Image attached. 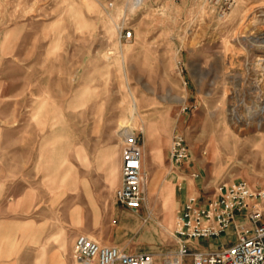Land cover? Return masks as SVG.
<instances>
[{
	"label": "rangeland",
	"instance_id": "rangeland-1",
	"mask_svg": "<svg viewBox=\"0 0 264 264\" xmlns=\"http://www.w3.org/2000/svg\"><path fill=\"white\" fill-rule=\"evenodd\" d=\"M260 90L264 102V0H0V264H73L78 233L170 264L179 189L164 204L157 183L172 130L191 193L263 186ZM122 123L160 164L137 212L113 199Z\"/></svg>",
	"mask_w": 264,
	"mask_h": 264
},
{
	"label": "built area",
	"instance_id": "built-area-1",
	"mask_svg": "<svg viewBox=\"0 0 264 264\" xmlns=\"http://www.w3.org/2000/svg\"><path fill=\"white\" fill-rule=\"evenodd\" d=\"M120 36L128 39L131 30L121 27ZM119 156L120 182L113 190L114 202L134 212L140 205L147 209L143 204L142 153L134 137L123 139ZM189 158V145L182 133L173 129L169 162L179 165ZM197 175L194 171L189 173L191 178ZM202 196L188 194L176 210L172 234L177 247L171 257L175 264H264V185L252 187L243 179H233L217 183L209 196ZM229 227L234 237L227 244L206 250L196 247L198 238H216ZM70 256L73 264H153L149 250L129 251L84 233L75 235Z\"/></svg>",
	"mask_w": 264,
	"mask_h": 264
},
{
	"label": "crops",
	"instance_id": "crops-1",
	"mask_svg": "<svg viewBox=\"0 0 264 264\" xmlns=\"http://www.w3.org/2000/svg\"><path fill=\"white\" fill-rule=\"evenodd\" d=\"M149 147H150L149 144H145V143L143 144L142 167L145 170V173L150 174V176L149 177L147 176V178H150V181L152 182L153 179H155L157 176L160 175V172H159L160 164L158 163L157 160H155L154 162H151V158L150 157H151L152 150ZM119 154H120V151H119ZM167 157H168V150H167ZM119 161H120V156H119ZM183 166H184V163H181L179 165H172L171 163H169V167H174V168H172L170 170L169 176L167 175V173L164 174L165 178L167 177L168 179H165V178H163L162 180L159 179V181L157 183L158 189L161 188V187H166V186H168V184H172L170 186H172L173 190H175L176 187H177V189H179V194H178V198H177V201H176L178 205H180L181 202L183 201V199L188 194H190L192 192L191 191V189H192L191 188V182L192 181L190 182L189 179H187V174H186V172H184V167ZM119 167H120V165H119ZM9 202L10 201L7 200V199L2 201L3 204H0V213L8 212V210H9ZM163 207L166 210L168 209V208H166L164 206V204H163ZM214 239L218 242L217 237L214 238ZM219 239L222 240L220 245L228 243L227 238L225 236H223V234L219 236ZM225 239H226L227 243L224 242ZM200 249H205L206 250V249H209V248H200ZM184 260L186 261V258H184Z\"/></svg>",
	"mask_w": 264,
	"mask_h": 264
},
{
	"label": "bare ground",
	"instance_id": "bare-ground-1",
	"mask_svg": "<svg viewBox=\"0 0 264 264\" xmlns=\"http://www.w3.org/2000/svg\"><path fill=\"white\" fill-rule=\"evenodd\" d=\"M260 29V27L259 28H255L254 30H253V32H256L257 30H259ZM262 46V45H261ZM258 98H259V100H260V102H262V103H264L263 102V100H262V97H261V90L260 91H258ZM120 127H122L121 128V130H120V134H121V136L122 137H124V138H126V140L127 139H132V137H133V132H132V127L130 126V125H123V123L122 124H120ZM146 181H147V176H146V174H145V177L143 178V183H142V188H143V191H144V200H143V204L146 206V207H148L146 204V201H145V186H146ZM191 181V180H190ZM170 188H171V186H170V184H168V186H166L165 187V193H164V204L167 202V204H170V201H171V199H170V196H171V194H170ZM146 203V204H145ZM168 262L170 263V264H175V261H174V259H171L170 258V260H168Z\"/></svg>",
	"mask_w": 264,
	"mask_h": 264
}]
</instances>
